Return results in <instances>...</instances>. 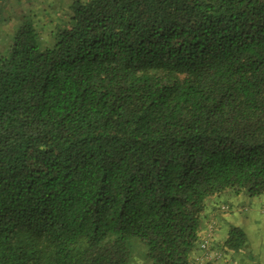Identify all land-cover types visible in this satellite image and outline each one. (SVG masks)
Returning a JSON list of instances; mask_svg holds the SVG:
<instances>
[{
    "label": "trees",
    "instance_id": "16d2710c",
    "mask_svg": "<svg viewBox=\"0 0 264 264\" xmlns=\"http://www.w3.org/2000/svg\"><path fill=\"white\" fill-rule=\"evenodd\" d=\"M65 23L43 47L25 17L0 53V264H129L133 239L197 264L264 194V0H73Z\"/></svg>",
    "mask_w": 264,
    "mask_h": 264
},
{
    "label": "rangeland",
    "instance_id": "374dc122",
    "mask_svg": "<svg viewBox=\"0 0 264 264\" xmlns=\"http://www.w3.org/2000/svg\"><path fill=\"white\" fill-rule=\"evenodd\" d=\"M73 0H1L0 1V53L3 54L9 43V37L23 18H32L40 32L43 47L52 46L51 31L66 25V13ZM232 209L229 212L234 225L242 227L248 236L246 248L239 253H223L212 246L204 254L196 257L197 264H264V194L259 197L241 195L230 200ZM241 209L235 214V207ZM232 215V216H231ZM228 229L229 225H224ZM131 260L129 264H151L146 257L147 246L137 239L130 242ZM220 252L216 257L214 252ZM202 256V257H201ZM203 258V260H201ZM200 261V262H199ZM208 261V263H207Z\"/></svg>",
    "mask_w": 264,
    "mask_h": 264
},
{
    "label": "crops",
    "instance_id": "0c3cea01",
    "mask_svg": "<svg viewBox=\"0 0 264 264\" xmlns=\"http://www.w3.org/2000/svg\"><path fill=\"white\" fill-rule=\"evenodd\" d=\"M241 208H242L241 205L237 204V206L235 207V210H236L235 214ZM231 211H234V209H231L229 212H231ZM262 211H264V206H262ZM229 212H227V211L218 212L216 214L215 220L217 222V227H216V230L213 234V237L210 239V244L216 248L220 245L221 242H223V240L225 239V237L227 235V231H228L229 227H228V229H225L224 225H227V226L228 225L229 226L234 225V223L232 221H233V218L235 215L232 217V219H230ZM203 233H204V238H206L208 235L207 231L204 230ZM200 254L203 255L204 253L200 250L196 253V257L200 256ZM201 260H203V258ZM207 263H208V261H207Z\"/></svg>",
    "mask_w": 264,
    "mask_h": 264
},
{
    "label": "built area",
    "instance_id": "2783aa9c",
    "mask_svg": "<svg viewBox=\"0 0 264 264\" xmlns=\"http://www.w3.org/2000/svg\"><path fill=\"white\" fill-rule=\"evenodd\" d=\"M223 209H226V207L223 206ZM214 229H215L214 224H211L209 226L208 230H207V233H208L207 237L204 238L203 241L200 244V247H201V249L203 251H208L209 250V247L211 246L210 245V239L213 237ZM214 255L218 258V257L221 256V253L216 251V252H214Z\"/></svg>",
    "mask_w": 264,
    "mask_h": 264
}]
</instances>
